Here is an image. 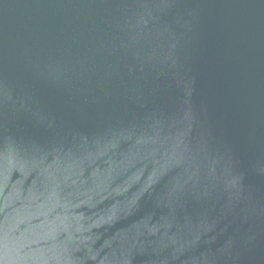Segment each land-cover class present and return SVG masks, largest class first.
Listing matches in <instances>:
<instances>
[{
    "label": "water",
    "instance_id": "water-1",
    "mask_svg": "<svg viewBox=\"0 0 264 264\" xmlns=\"http://www.w3.org/2000/svg\"><path fill=\"white\" fill-rule=\"evenodd\" d=\"M0 264H264V0H0Z\"/></svg>",
    "mask_w": 264,
    "mask_h": 264
}]
</instances>
